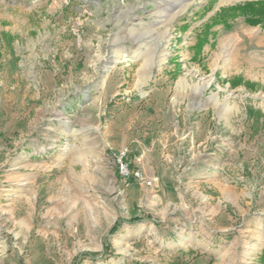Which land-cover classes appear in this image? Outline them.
Segmentation results:
<instances>
[{
	"label": "rangeland",
	"instance_id": "obj_1",
	"mask_svg": "<svg viewBox=\"0 0 264 264\" xmlns=\"http://www.w3.org/2000/svg\"><path fill=\"white\" fill-rule=\"evenodd\" d=\"M246 1L0 0V264H264V27L204 30Z\"/></svg>",
	"mask_w": 264,
	"mask_h": 264
},
{
	"label": "trees",
	"instance_id": "obj_2",
	"mask_svg": "<svg viewBox=\"0 0 264 264\" xmlns=\"http://www.w3.org/2000/svg\"><path fill=\"white\" fill-rule=\"evenodd\" d=\"M238 16H243L244 21L249 25H260L264 27V0L246 1L223 8L216 17L204 25L205 33L217 24L229 27V20ZM202 39L197 40V45L201 46Z\"/></svg>",
	"mask_w": 264,
	"mask_h": 264
},
{
	"label": "built area",
	"instance_id": "obj_3",
	"mask_svg": "<svg viewBox=\"0 0 264 264\" xmlns=\"http://www.w3.org/2000/svg\"><path fill=\"white\" fill-rule=\"evenodd\" d=\"M112 161L117 175L122 180H133L143 185H151L152 179L147 177L143 170L138 166L140 158L129 160L126 150H119L112 154Z\"/></svg>",
	"mask_w": 264,
	"mask_h": 264
},
{
	"label": "crops",
	"instance_id": "obj_4",
	"mask_svg": "<svg viewBox=\"0 0 264 264\" xmlns=\"http://www.w3.org/2000/svg\"><path fill=\"white\" fill-rule=\"evenodd\" d=\"M129 160H133L134 161V159L129 155V153H128V157H127ZM132 158V159H131ZM134 158H136L135 156H134ZM137 158H140V162H139V167L142 169V170H144L145 168H144V165H143V159H142V157L141 156H139V157H137ZM136 158V159H137Z\"/></svg>",
	"mask_w": 264,
	"mask_h": 264
}]
</instances>
